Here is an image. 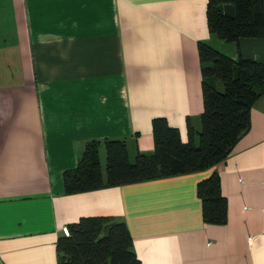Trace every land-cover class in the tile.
<instances>
[{
	"label": "crops",
	"instance_id": "1",
	"mask_svg": "<svg viewBox=\"0 0 264 264\" xmlns=\"http://www.w3.org/2000/svg\"><path fill=\"white\" fill-rule=\"evenodd\" d=\"M264 6V1H263ZM207 0H0V264H60L61 228L126 223L142 264H264V93L249 129L213 167L65 193L87 142L153 151L154 117L187 139L203 109L198 42ZM230 53L264 62V37ZM100 151V150H99ZM217 171L223 224L202 219L197 183ZM103 174L105 172H102Z\"/></svg>",
	"mask_w": 264,
	"mask_h": 264
},
{
	"label": "trees",
	"instance_id": "2",
	"mask_svg": "<svg viewBox=\"0 0 264 264\" xmlns=\"http://www.w3.org/2000/svg\"><path fill=\"white\" fill-rule=\"evenodd\" d=\"M264 0H207L210 33L226 42L264 37ZM203 109L200 126H187V139L165 117L151 121L153 151L128 159L124 139H105V173L97 140L87 142L77 165L63 172L65 193L128 182L196 172L213 167L232 151L249 129L250 109L264 93V62L238 52L233 58L205 41L198 42ZM202 219L223 224L227 200L220 177L213 171L197 183ZM56 242L60 264H142L132 248V236L122 220L111 216H82Z\"/></svg>",
	"mask_w": 264,
	"mask_h": 264
},
{
	"label": "rangeland",
	"instance_id": "3",
	"mask_svg": "<svg viewBox=\"0 0 264 264\" xmlns=\"http://www.w3.org/2000/svg\"><path fill=\"white\" fill-rule=\"evenodd\" d=\"M221 41L225 45V47H223L224 53L225 54L230 53V47L226 46V45H228L229 42H226L224 40H221ZM230 43H231V45H234V42H230ZM99 150H100L99 151V158H100L101 170H102V172H105V150H104V146L102 145ZM147 154H149V153H147ZM133 161H134V159L131 158V162H133Z\"/></svg>",
	"mask_w": 264,
	"mask_h": 264
},
{
	"label": "built area",
	"instance_id": "4",
	"mask_svg": "<svg viewBox=\"0 0 264 264\" xmlns=\"http://www.w3.org/2000/svg\"><path fill=\"white\" fill-rule=\"evenodd\" d=\"M61 232H62V234H64V235H66V236H68L69 234H70V230H69V227L68 226H63L62 228H61Z\"/></svg>",
	"mask_w": 264,
	"mask_h": 264
}]
</instances>
